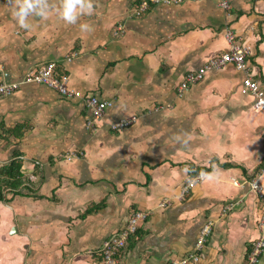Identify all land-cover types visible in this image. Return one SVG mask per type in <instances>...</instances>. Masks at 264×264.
<instances>
[{
    "label": "crops",
    "instance_id": "0c3cea01",
    "mask_svg": "<svg viewBox=\"0 0 264 264\" xmlns=\"http://www.w3.org/2000/svg\"><path fill=\"white\" fill-rule=\"evenodd\" d=\"M141 1L91 0L90 10L85 0L69 23L62 14L74 0H37L47 15L33 13L25 28L13 15L20 0H0V76L18 81L55 62L79 92L24 82L0 97V166L18 151L30 181L0 201V264H105L104 241L133 210L148 215L116 264L187 257L208 221L212 233L188 264H264L249 259L264 238V199L252 186L264 187V109L243 90L250 76L264 91V0H230L227 10L217 0L156 3L137 15ZM232 44L250 48L246 71L212 69L179 93ZM92 95L110 102L93 127Z\"/></svg>",
    "mask_w": 264,
    "mask_h": 264
},
{
    "label": "built area",
    "instance_id": "2783aa9c",
    "mask_svg": "<svg viewBox=\"0 0 264 264\" xmlns=\"http://www.w3.org/2000/svg\"><path fill=\"white\" fill-rule=\"evenodd\" d=\"M182 1L189 0H143L141 1L136 8L137 15H141L144 13L152 4L156 3H179ZM196 1V0H191ZM219 5L224 9H229L231 7L230 0H217ZM124 32L123 26L120 25L115 30L116 34H121ZM227 37L229 41H233L234 35L231 31L227 32ZM232 49L223 53L222 55H218L211 60H209L206 64L200 67L197 71L190 72L186 78L181 82L178 87L179 93H183L185 90L189 89L191 84L196 83L204 78V75L207 71L212 69H220L227 65H234L240 70H247V54L250 52V48L247 46L235 45L232 44ZM24 82H38L43 83L56 91H58L61 95L66 97H73L78 95L79 92L72 88L69 85V79L66 75H60L57 72V65L55 62H48L37 69H33L28 71L21 80L18 81H7L3 77L0 76V97L9 95L15 90H17L20 85ZM244 91H252V93L256 96L257 101L255 104V109L260 111L264 109V91L259 87L257 81L253 80L250 76H247L244 79ZM85 104L93 110V117L89 120V126L93 127L95 120H99L104 115L105 109L110 105V102L100 100L97 96L92 95L85 97ZM136 116L125 117L119 119L112 123L111 128L113 130L123 129L136 121ZM205 178L204 173H200L193 177L187 184H185L181 190L180 197H185L188 194L189 190L194 187L198 182L202 181ZM252 186L259 193L260 197L264 199V187L263 185L255 180L252 182ZM264 201V200H263ZM232 203L227 204L223 208V213H227L232 209ZM148 213L142 210H133L126 226L115 233L107 240L104 241V244L101 248V253L103 256L102 261L105 264H116L119 259V256L125 252L127 244L137 234V231L143 221H145ZM260 226L264 227V203H263V211L262 217L260 220ZM213 230V222H206L202 229L200 230V234L197 238L195 251L190 253L189 256L184 257L182 259H173L169 261L167 264H188V261H196L200 258L202 251L212 233ZM264 255V238L260 237L255 241L254 246L251 250L249 259L251 263L257 261V259Z\"/></svg>",
    "mask_w": 264,
    "mask_h": 264
},
{
    "label": "trees",
    "instance_id": "16d2710c",
    "mask_svg": "<svg viewBox=\"0 0 264 264\" xmlns=\"http://www.w3.org/2000/svg\"><path fill=\"white\" fill-rule=\"evenodd\" d=\"M16 131H18L17 128L12 132L10 129H5L4 132L13 133L18 136L20 132ZM22 167L23 159L18 151L15 152L10 161L3 163L0 166V201H8L9 193H21L22 188L26 185V183L30 182L24 175Z\"/></svg>",
    "mask_w": 264,
    "mask_h": 264
},
{
    "label": "clouds",
    "instance_id": "9594fccd",
    "mask_svg": "<svg viewBox=\"0 0 264 264\" xmlns=\"http://www.w3.org/2000/svg\"><path fill=\"white\" fill-rule=\"evenodd\" d=\"M76 4H80L81 7H84L85 0H74V3H68L64 8L62 15L69 23L76 22V14L74 12V7ZM87 7L91 10V0H87ZM33 13L42 16L47 15L44 10L38 6L37 0H20V3L13 11V15L17 18L18 23L25 28L30 27L29 17ZM81 27L88 28L89 26L87 24H82Z\"/></svg>",
    "mask_w": 264,
    "mask_h": 264
}]
</instances>
